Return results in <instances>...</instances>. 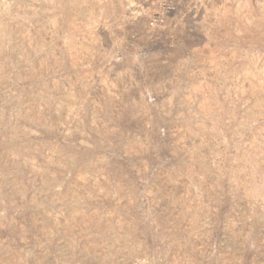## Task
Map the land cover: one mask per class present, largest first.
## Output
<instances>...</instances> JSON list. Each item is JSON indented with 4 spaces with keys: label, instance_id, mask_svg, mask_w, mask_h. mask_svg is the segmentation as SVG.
<instances>
[{
    "label": "rangeland",
    "instance_id": "obj_1",
    "mask_svg": "<svg viewBox=\"0 0 264 264\" xmlns=\"http://www.w3.org/2000/svg\"><path fill=\"white\" fill-rule=\"evenodd\" d=\"M0 264H264V0H0Z\"/></svg>",
    "mask_w": 264,
    "mask_h": 264
}]
</instances>
